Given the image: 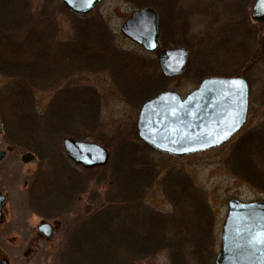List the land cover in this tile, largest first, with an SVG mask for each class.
Instances as JSON below:
<instances>
[{
  "label": "rangeland",
  "instance_id": "374dc122",
  "mask_svg": "<svg viewBox=\"0 0 264 264\" xmlns=\"http://www.w3.org/2000/svg\"><path fill=\"white\" fill-rule=\"evenodd\" d=\"M12 1H15L16 5H12L8 0L0 4V11L8 10L9 13L11 11L15 17L14 20L5 19V14H1L0 17V23L6 24L0 25V58H6L13 63L6 70L10 74L7 76L3 75L5 69L0 67V115L4 123L3 131L7 128L17 142L24 141L27 149L12 145L0 136V149L6 151V156L0 161V173L4 174L1 180L9 183L15 192L11 194V198L16 205L27 208L25 200L30 195L25 193L26 178L31 174H37L41 168L49 170L53 162L56 167L58 162L57 156H53L56 150L54 152L52 147H49L50 142L45 140L42 121L34 120L37 119L34 112L44 114V111H49V115L52 118L54 116L56 122L52 134L54 138L62 127L65 130L71 128L75 130L73 135L75 140L96 142L107 148L110 156L103 167L109 168L119 164V154L122 150L120 145L123 143L122 146L125 144V147L137 137L135 123L137 113L140 104L146 99L164 90L176 91L184 96L204 77L243 76L246 79L249 87L246 121L226 144L184 157H167L152 150L143 152L145 158L154 164L152 172L155 175L157 172L156 179L147 190L145 198L147 205L166 214L174 213L172 204L175 200L172 193H166V178L162 177L164 173L175 174L178 181H183V176L189 177L196 191L204 194L210 209V218L203 221L206 224L202 230V234H205L206 251L203 253L204 250L199 247L196 253H201L200 264H214V255L219 250L221 224L227 212V199L230 197L242 201L264 199V190L253 188L237 177L242 172L231 173V169L243 171L234 165L235 159L232 155L234 150H239L238 145L247 131L259 128L264 119V22L251 19L250 10L255 0L249 1L245 12L236 10L230 12L234 2L239 3L238 7L243 11L246 6L242 4L244 0H179V3L174 0H154L161 9L158 23L159 50L182 46L188 51L185 71L171 77L163 75L160 70L157 62L159 50L148 52L120 31V26L132 11L151 6L133 7L127 0H101L88 15H77L60 0ZM25 9L30 19L26 16ZM245 14L248 15L247 20L239 23L240 17H244ZM85 23H92L94 29H99L100 24L103 25L99 30L102 36L108 37L109 44L105 46H114L119 52L116 54L114 49L112 54L110 51H102L99 52L101 54L94 56L101 58L111 54L115 58L119 55V69L116 62H109L106 66L108 71L79 76L82 78L78 79L79 82L76 81L77 86H73L77 89L72 92L74 96L71 99L66 96L64 90L68 87L57 90L50 77L47 78L44 70L39 67L32 70L34 72L30 78L28 76L25 78L28 74L26 64L30 58L29 54L36 58L34 60L38 64L50 63L47 59L38 58V54L44 55L49 47L52 49L51 45L46 47L42 43V37L49 41L52 37V40L57 42L54 46L58 49L60 48L58 41L67 42L74 38L77 41V28L83 27L82 24ZM53 41L50 44H53ZM53 58L52 72L56 73L61 60L58 58V62L56 56ZM73 64L72 60L73 73L91 66V62L87 65L86 61L81 66ZM116 74H119L121 82L119 89L113 81L117 80ZM31 85L33 88L29 90ZM125 89L132 91L127 94ZM120 91L126 93L125 95L123 93L126 99L122 98ZM90 100L92 102L88 104ZM130 126H133L134 130L128 129ZM64 136L58 138L61 147L59 157L69 161L71 166L83 174L85 169L74 164L65 154L62 147ZM119 139L125 142L119 144L117 143ZM241 148L238 152H241ZM34 149H40L39 154H36ZM252 150V153L242 151L243 156L249 152L248 156L252 163L254 161L256 165L262 167L264 164L260 163L257 155H253L255 149ZM244 163L245 161L243 165ZM83 178L88 183V188L95 185L99 194L104 191V183L98 185L94 182V175L92 177L87 174ZM85 195L86 193H83V196ZM193 197L196 204L194 194ZM32 202L35 203L34 200ZM197 207L198 205H193V209ZM27 210L28 222L35 224L38 220L36 214L32 215L33 212L29 208ZM191 213L187 212L185 218L193 219L194 213ZM62 230V226H59L55 231L52 247L44 245L41 258L36 264H55ZM179 246L184 247L182 242ZM168 255V252L162 251L141 264H169Z\"/></svg>",
  "mask_w": 264,
  "mask_h": 264
},
{
  "label": "trees",
  "instance_id": "16d2710c",
  "mask_svg": "<svg viewBox=\"0 0 264 264\" xmlns=\"http://www.w3.org/2000/svg\"><path fill=\"white\" fill-rule=\"evenodd\" d=\"M5 1L0 0V4ZM127 1L130 4L132 3L133 7L152 6L159 13L161 12L154 0ZM249 1L244 0L242 2V4H246L243 11L241 7H238L239 3L234 2L231 5L230 12L234 10L245 12ZM8 2L16 5L15 1L8 0ZM1 14H5V19H15L11 11L10 13L8 10L0 11V17ZM25 14L30 19L26 9ZM247 17L246 14L242 18L240 17L239 23L246 21ZM235 21L238 22L239 20ZM91 24L85 23V25L82 24L83 27L79 26L77 28V41H75L76 38L67 42L58 41L60 46L58 49L55 48L54 43L57 44V42H54L52 37L50 39L53 44H50L51 41L47 40L46 37H42V43L46 47L51 45L52 49L49 47L44 55L38 54V58L47 59L50 63L38 64L34 60L36 58L29 54L30 58L26 64L28 74L25 75V78L26 76H32V72H34L32 70L39 67L44 70L47 78L50 77L53 86L57 90L68 87L64 90H66V96L71 99L74 96L72 92L77 89L73 86H77L76 83L82 78L79 76L86 75V73L93 74L99 71H108L109 69L106 66L109 62H116L119 69V55L115 58L111 56L115 48L114 46H105V44H109L108 37L102 36L103 34L99 30L103 25L96 23L97 25L100 24V28H96V30ZM0 25L6 26L5 23H0ZM51 36H53V30ZM102 51H110L111 54L107 55L108 57L100 56L101 58L94 56L101 54L99 52ZM115 51L116 54L119 52L117 49ZM55 56L56 61L59 62L58 58H60L61 63L58 65V72L53 73V57ZM72 60L74 61L73 66H81L85 61L87 65L91 62V66L73 73L74 70L71 69ZM10 65H13L11 61L0 58V67L5 69L3 75H10L6 72ZM116 77L117 80L113 81L119 89L121 83L119 74H116ZM31 86H29V90L33 88ZM53 86L51 85V87ZM125 88L127 87L125 86ZM125 90L128 94L131 89ZM120 92L122 98H125L126 93L124 91ZM91 102L90 100L88 104ZM33 114L37 118L34 119L36 122H38V119L42 121L45 140L50 142L49 147H52L54 152L56 150L53 156H57L56 159L58 160L56 162L55 159L56 167H54L55 163L53 162L49 170L40 167L41 169L38 170L37 174H34L30 184L32 192L38 190L36 199L32 198L33 195H30V199L37 202L33 205L42 210L44 215L49 210L48 215L57 218L63 228L59 249L55 256V264H141V262L147 261L162 251L168 252L169 264H200L202 260L201 253L196 252L199 247L204 250L203 253L206 251L204 247L205 234H202V230H204L206 224L203 221L210 218V209L204 194L196 191L197 189L192 185L189 177L183 176L184 180L178 181L175 174L164 173L162 177L166 178V193H172L175 200V203L172 204L174 213L166 214L163 211L156 210L146 204L145 198L149 185L156 179L157 172H155L156 175L152 172L154 169L153 162L143 155V152H150L151 149L141 145L137 137H134V141H131L125 147V144L122 146V142L125 141L119 139L117 142L122 143L120 145L122 150L119 154L118 166L111 163L113 166L109 168L106 166L85 169L83 174H80L78 170L71 166L69 161L62 160L59 157L61 154H58L59 151L61 152L58 138L61 135H75V130L71 128L65 130L62 127L61 131L57 132V137L54 138L52 135L56 128L54 127L56 124L53 119L54 116L52 118L49 111H44V114H36V112ZM259 126V128L247 131L238 145L240 148L242 147L241 152H238L239 148V150L235 149L232 154L235 159V167L243 171L231 169V173L237 172L239 174V172H242L237 177L253 188L264 190V165L261 167L259 164L256 165L254 161L252 163V159L248 156L254 148L253 155H257L260 158V163L264 164V119ZM128 129L134 130V127L130 126ZM12 136L6 128L3 134L4 139L12 145L27 149L24 141L17 142L18 140ZM34 150L36 154H39L40 149ZM242 151L249 152L246 153V156H243ZM164 156L171 157L169 155ZM243 161H245V165H243ZM87 174L92 175V177L94 175V182L98 185L104 183V191L101 194L97 192L95 185H90V188H88V183L83 178ZM83 193H86V195L83 196ZM193 194L196 197V204ZM167 197L170 198L168 195ZM193 205H198V207L193 209ZM191 211L194 213L193 219L185 218L187 212L191 213ZM191 214H188V216ZM181 242L184 245L182 248L179 246Z\"/></svg>",
  "mask_w": 264,
  "mask_h": 264
},
{
  "label": "water",
  "instance_id": "95a60500",
  "mask_svg": "<svg viewBox=\"0 0 264 264\" xmlns=\"http://www.w3.org/2000/svg\"><path fill=\"white\" fill-rule=\"evenodd\" d=\"M70 11L87 14L100 0H60ZM250 16L264 21V4L255 0ZM159 15L151 7L132 11L120 31L147 51L158 48ZM188 51L182 46L163 48L157 62L165 76L185 71ZM248 84L243 76H209L183 98L165 90L144 101L138 111V137L156 151L175 157L212 149L226 143L244 125L248 111ZM1 132V120H0ZM66 155L85 168L104 166L109 153L94 142L65 136ZM5 152L0 150V160ZM41 230L48 235V224ZM214 264H264V199L227 200L220 246Z\"/></svg>",
  "mask_w": 264,
  "mask_h": 264
},
{
  "label": "flooded vegetation",
  "instance_id": "af4514ba",
  "mask_svg": "<svg viewBox=\"0 0 264 264\" xmlns=\"http://www.w3.org/2000/svg\"><path fill=\"white\" fill-rule=\"evenodd\" d=\"M174 1L179 3V0ZM153 9L159 14L155 8ZM0 120V136L3 137L4 123L1 115ZM6 150L8 149L6 148ZM4 152L5 157L6 151ZM23 156L21 157L22 160L24 159ZM34 174H31L26 178L24 185L26 195H33L32 198L36 199L38 190L36 189L32 192L30 189V184ZM3 176L4 174L0 173V264H36L41 258L43 251L42 248L45 247L44 245H53V235L59 226H61V223L57 218L48 215L49 210H47V213L44 215L42 210L33 205L37 202L34 201L35 203H33L30 196H28L25 200L26 206L29 210H31V212H33L31 213L32 215L36 214L35 216L38 219L35 224H30L28 222V214L26 212L28 211L27 208H25V206L16 205L12 201L11 194L15 192L12 190L9 183L1 180ZM16 198L18 199L17 196ZM44 223L48 224V235H46L40 228Z\"/></svg>",
  "mask_w": 264,
  "mask_h": 264
},
{
  "label": "snow or ice",
  "instance_id": "6c2138e0",
  "mask_svg": "<svg viewBox=\"0 0 264 264\" xmlns=\"http://www.w3.org/2000/svg\"><path fill=\"white\" fill-rule=\"evenodd\" d=\"M261 3L264 4V0H261Z\"/></svg>",
  "mask_w": 264,
  "mask_h": 264
},
{
  "label": "bare ground",
  "instance_id": "6f19581e",
  "mask_svg": "<svg viewBox=\"0 0 264 264\" xmlns=\"http://www.w3.org/2000/svg\"><path fill=\"white\" fill-rule=\"evenodd\" d=\"M222 225V224H221Z\"/></svg>",
  "mask_w": 264,
  "mask_h": 264
}]
</instances>
